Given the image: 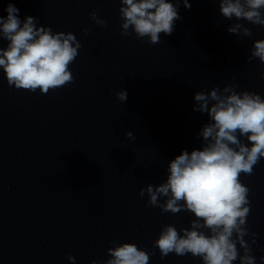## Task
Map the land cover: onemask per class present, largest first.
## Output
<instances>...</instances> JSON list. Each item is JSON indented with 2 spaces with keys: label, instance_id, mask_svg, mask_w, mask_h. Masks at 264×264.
Masks as SVG:
<instances>
[{
  "label": "clouds",
  "instance_id": "1",
  "mask_svg": "<svg viewBox=\"0 0 264 264\" xmlns=\"http://www.w3.org/2000/svg\"><path fill=\"white\" fill-rule=\"evenodd\" d=\"M120 25L124 36L135 33L137 39L148 38L150 44L161 42V34L172 35L175 23L181 20L180 4L191 8L189 0H120ZM219 13L226 20L246 21L264 27V0H218ZM7 15L0 16V39L7 41L0 47V69L9 87L42 94L74 82L70 65L82 47L69 32H53L51 27L38 25V18L19 17V9L8 3ZM90 19L101 27L107 20L96 11ZM90 29L83 32L88 35ZM227 31L235 36L252 37L253 32L242 23L231 24ZM258 59L264 63V39L253 41L247 61ZM264 78V72L261 73ZM235 83L223 89L213 87L194 94V112L206 114L199 136L202 145L168 162L167 178L158 185L148 184L139 191L147 195L148 205L161 213L178 214L186 211L195 217L190 226L179 231L165 225L153 242L161 259L174 253L191 254L202 264H256L252 245L255 232L247 227L251 213L249 188L240 176L252 175L255 165L264 158V98L256 92L236 90ZM117 98L127 100V91H119ZM135 139L132 132L125 134ZM241 138L247 141L244 142ZM165 198L161 203V198ZM249 240H245V237ZM115 244L114 241L110 242ZM239 245V247H237ZM242 250V254H241ZM103 264H149L150 254L135 243H119L107 249ZM69 261L75 257L68 254ZM264 261V257L260 258ZM91 264H101L93 260Z\"/></svg>",
  "mask_w": 264,
  "mask_h": 264
}]
</instances>
